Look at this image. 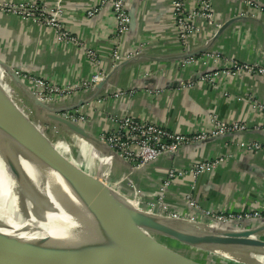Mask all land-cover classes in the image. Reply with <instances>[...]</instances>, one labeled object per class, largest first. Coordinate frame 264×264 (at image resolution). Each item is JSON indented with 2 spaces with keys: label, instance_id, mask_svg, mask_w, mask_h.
<instances>
[{
  "label": "crops",
  "instance_id": "1",
  "mask_svg": "<svg viewBox=\"0 0 264 264\" xmlns=\"http://www.w3.org/2000/svg\"><path fill=\"white\" fill-rule=\"evenodd\" d=\"M98 1L64 0L63 23L97 55L101 62L100 70L108 72L112 64L111 51L115 48V23L110 10L104 8L93 20L86 17V10ZM170 1L138 2L137 28L133 30V36L126 34L120 41V51L126 52L140 44H144V51L124 60L115 72L114 84L105 88L106 94H111L114 88L124 91L133 89V93L114 98L106 96L101 90L96 101L86 103L80 109L89 121L85 126L99 136L110 126L107 115L112 113H127L143 120L155 121L180 133L207 128L213 117L244 122L247 130L243 133L220 136L198 147L181 148L173 159L162 156L145 169L131 173L130 178L143 191L155 192L165 176L166 168L188 167L199 160L223 157L225 161L213 171L204 172L194 180L188 176L173 181L164 196L170 209L182 214L195 212L184 202L183 196L188 193L192 194L200 209L211 212L260 209L264 206V153L243 150L239 143H264V113L255 110L249 99L251 97L264 103V76L244 74L230 77L221 74L214 78V84L211 85L199 78L198 71L203 67L213 70L215 65L224 67L229 59L264 65V0H251L253 4L250 5L246 3L250 0H210L213 23L204 20L195 22L201 33L185 43L177 40L171 24ZM194 1L184 0L186 8L194 7ZM233 18L237 19L228 25L216 41L212 44L207 42L216 23L224 24ZM188 44L193 52L205 47L217 50L221 58L217 64L207 58L200 59L199 64L181 67L180 62ZM0 54L6 62L21 66L25 72L64 85L87 79L99 70L82 50L74 45H61L54 40L50 28L22 21L11 14L0 13ZM187 80L192 84L182 87V81ZM225 93L233 97L230 99ZM83 143L87 144L82 140L80 144L83 146ZM85 157L91 158L88 155ZM77 164L79 169L90 174L101 173L98 161H93L91 167L76 161ZM124 171L126 166L117 161L113 166L112 177L122 176ZM112 182L117 181H107Z\"/></svg>",
  "mask_w": 264,
  "mask_h": 264
},
{
  "label": "water",
  "instance_id": "2",
  "mask_svg": "<svg viewBox=\"0 0 264 264\" xmlns=\"http://www.w3.org/2000/svg\"><path fill=\"white\" fill-rule=\"evenodd\" d=\"M139 1L140 0H126L128 15L130 18L129 31L127 34L130 36H133V30L137 28V10ZM235 19L237 18L230 19L224 24H221L211 38V44L218 39L220 34L228 27V25L235 21ZM206 50L207 48L205 47V49H202L199 52L196 51L190 54H185L183 59L197 56L198 54H204ZM122 64L123 63H120L114 67L106 78L95 87L63 100L47 102L37 98L30 88L27 89L28 85L18 77L16 71L23 70L21 66L16 65L15 63L6 62L5 60L3 61L0 58V65H2L3 70L10 79L8 86L14 84V86L17 87L16 90L21 92V96L23 94L26 96L25 98L28 99L25 103H29L36 113L43 114V117L46 120L45 122H50L52 126L49 128L54 132H57L58 136L64 140H66L67 137L71 140H78L77 145H79L82 152L85 151V153H82V160L77 161L78 163L91 167L93 161H98L100 163L101 173L107 179L118 182L128 181L134 188L139 189L130 178L131 173L140 169H145L148 164L155 162L162 158V156L158 157L156 160L148 162L140 168H135L121 158L106 143H104L99 136L92 133L91 130L85 126L87 122H89L88 120L82 124H77L61 115L66 111L82 108L84 104L95 100L101 90H103V94H106L105 88H107L109 84H114L115 72L119 70ZM88 93L93 94L87 97L86 95ZM7 97L5 91L0 89V100L5 101ZM8 102L12 107L16 105L10 100V98L8 99ZM27 116V114H24L21 111L20 107L18 111H13L5 106H0V143L19 153H28L29 150H32L33 153H37L30 173L32 192L37 203H39L45 214L48 216L56 215L59 217L54 218L49 216L52 219L53 224L61 231V234L66 239L68 247L65 249V247L61 246L36 243L29 241L28 239H22L0 232V250L3 252V255H0V264H140L112 252L103 245L102 242H94L83 238L75 230L72 221L70 222L71 219H65L63 214L60 213L62 211L67 217H69L53 196L52 191L46 187L44 172H47L51 168L57 171L63 178L71 182L94 187L100 190L105 197H107L112 207L113 220L116 221H113L112 223H115V229L121 237V241L123 240L125 246L127 243V246L134 251H144L146 254L150 255L154 258L153 260L158 262L155 264L197 263H195L194 260L169 249L166 244L161 243V241L157 240L155 236L151 237V233L160 235L161 237L166 236L165 238L178 240L180 243L199 249L216 250L217 252L223 250H249L252 252V249H264V240H254L252 238L254 235L264 232V222L256 226L248 225L244 227H236L234 224L223 225L215 223L210 224L212 225L210 228L203 223H198L201 224L199 226L205 233H214L225 238V240L218 242H201L195 238L181 234L180 230L175 229L168 224L169 221H177L193 225L197 224L196 222H191L184 218L156 215L140 209H134L126 204L116 201L112 190L102 181L90 176L84 171H81L78 164L72 165L69 161L61 157L57 153L55 145L42 133V131H40L41 129L37 125L34 127L32 123L27 121ZM71 136L75 138L72 139ZM212 139L215 138L207 139L188 146L198 147ZM82 140L87 144L83 143L82 146V144H80L82 143ZM179 152L180 150L176 153L164 154L163 156H168L173 159L179 154ZM86 155L91 158L87 159L85 157ZM117 161L126 166V172L124 171L125 173L122 176L112 177L113 166ZM9 171L14 174L12 167H9ZM120 193L126 197H132L121 191ZM217 224H220L219 228ZM138 225H142V233L134 231L133 228ZM111 228L113 229V227ZM122 234L124 239L122 238Z\"/></svg>",
  "mask_w": 264,
  "mask_h": 264
},
{
  "label": "built area",
  "instance_id": "3",
  "mask_svg": "<svg viewBox=\"0 0 264 264\" xmlns=\"http://www.w3.org/2000/svg\"><path fill=\"white\" fill-rule=\"evenodd\" d=\"M64 0H55L54 3L46 2L45 0H13L5 1L0 0V13L11 14L17 16L22 21H30L33 24L50 28L53 32L54 40L61 45H74L76 48L83 51L85 56L96 65L99 69L94 75L87 79H83L79 82H75L72 85L59 84L56 81L33 74L31 72H25L17 70L16 74L22 79L32 93L36 94L39 99L47 102H55L74 96L85 90H89L100 83L106 76L124 60L140 55L144 50V44H140L133 48H129L126 52L120 51V41L125 37L129 31L130 18L128 15V6L126 0H99L95 6H90L86 10V17L93 20L98 16L99 12L104 8L109 9L112 19L115 23L113 30L115 48L111 51V66L109 71L103 72L100 70V59L97 55L87 48L80 38L73 35L63 23ZM253 1L246 2L248 5L253 4ZM196 5L191 8H186L184 0H171L169 4V18L173 29L176 31L177 40L179 42H188L190 38L198 36L201 33L195 22L198 20H204L208 23H213V7L210 0H195ZM139 7V5H138ZM255 16V15H254ZM216 30L211 31V35L208 37L207 42L211 41V38L216 33L217 29L221 26V23H216ZM193 49V48H192ZM206 51L203 56H191L185 59H181L180 66L185 67L188 64L201 62L209 58L214 63H218L221 58V53L217 50ZM185 54H190L191 46H185ZM200 61V62H199ZM227 64L224 67L215 65L213 70H205V67L201 68L199 72V78L202 81H206L211 85L214 84V78L224 74L228 76L237 75H261L264 76V65L246 64L241 63L236 59L226 60ZM202 67V66H201ZM147 75V72H146ZM182 87L192 84L190 80L182 81ZM155 90V89H154ZM150 91H153L150 90ZM133 93L131 90H121L114 88L111 96L114 98H120L122 96L130 95ZM151 93V92H150ZM230 99L233 97L225 93ZM251 105L255 110L264 113V103L258 102L253 98H249ZM98 100V99H97ZM96 101V100H95ZM101 102V100H98ZM81 108L66 111L61 115L65 118L73 121L77 124H82L87 121V116L82 114ZM107 120L110 124L108 129L104 130L100 135V139L106 143L113 151H115L121 158L127 161L135 168H140L156 160L158 157L164 154L176 153L181 148L186 147L197 142H201L207 139L225 136L228 134H239L247 130L244 122L238 121H225L213 117L210 119L209 127H202L199 130H195L191 133H180L170 130L163 124L155 121L143 120L127 113L121 114H108ZM239 146L243 150H250L252 152H263L264 143L259 141H241ZM225 160L223 157H217L209 160H199L191 163L188 167L170 166L165 169V176L161 179L160 184L156 190V196L161 200L160 206L167 210L168 204L164 200V196L167 193L168 188L173 181L191 177L193 180L204 172L213 171L216 166L223 163ZM185 204L190 210L198 212L201 217L209 218L211 222L220 223L223 225H233L236 227L244 226H256L264 222V206L260 209H247L240 212L229 211H209L200 209L196 204L192 194L188 193L183 196ZM191 213H195L190 211ZM197 214V213H196ZM181 215L188 216L186 214L175 212L172 217L184 218Z\"/></svg>",
  "mask_w": 264,
  "mask_h": 264
},
{
  "label": "bare ground",
  "instance_id": "4",
  "mask_svg": "<svg viewBox=\"0 0 264 264\" xmlns=\"http://www.w3.org/2000/svg\"><path fill=\"white\" fill-rule=\"evenodd\" d=\"M0 79L2 80L0 89H3L7 96L8 91L13 89L16 90L17 87H15L14 84L8 86L10 79L3 70L2 65H0ZM7 98L9 99V97ZM7 98L5 101L0 100V106H5L8 109L13 110ZM0 153V232L22 239H28L29 241L36 243L61 246L67 249L68 244L66 239L61 234V231L56 228L50 218L59 217L56 215H49V217L45 214L39 203H37V200L32 192L30 173L37 153H33L32 150H29L28 153H19L1 143ZM68 155V159H70L71 154L69 153ZM74 157L76 158V156ZM73 159L71 158V160ZM70 163L72 165L76 164L72 163V161ZM9 167H12L14 174L9 171ZM80 170L87 173L85 170ZM90 173L87 174L102 181V173H92V175ZM44 180L47 185L46 187L52 191L53 196L70 218L67 217L58 207L61 211L60 213L63 214L65 219H71L70 222L72 221L75 230L83 238L94 242H102L103 245H105L112 252L123 256L128 260L136 261L140 264L158 263L144 251H134L132 248L127 246V243L125 246L123 240L121 241V237L115 229V223H112L114 221L112 207L107 197H105L100 190L94 187H88L71 182L63 178L52 168L47 172H44ZM119 184L120 183L117 181L112 184L106 182L105 185L112 190L116 201L126 204L134 209H139L141 204V194L133 197H126L117 189L116 186ZM26 218L29 219L26 220ZM168 224L173 228L180 230L181 234L195 238L201 242H218L225 240V238L214 233H205L204 231L187 224L177 223L175 221H169ZM111 227H113V229ZM141 228L142 225H138L133 229L137 233H142L143 231ZM23 229H27L26 232H24ZM256 236H258V234L254 235V238H252L255 239ZM173 241L177 244L180 243L178 240ZM190 247L201 251L203 250L193 246ZM209 251V253H212L213 255L218 254L216 250ZM251 251V256L258 259L256 261L258 262L257 264H264V249H252ZM227 252L229 253L226 256L243 258L237 252ZM248 252L250 251L248 250ZM0 255H3L1 250Z\"/></svg>",
  "mask_w": 264,
  "mask_h": 264
},
{
  "label": "rangeland",
  "instance_id": "5",
  "mask_svg": "<svg viewBox=\"0 0 264 264\" xmlns=\"http://www.w3.org/2000/svg\"><path fill=\"white\" fill-rule=\"evenodd\" d=\"M252 16H254V14H252ZM257 17L258 16H255V18H257ZM0 58H1V60L4 61V58L2 56H0ZM1 83H2V80L0 79V85H1ZM25 84H27V83H25ZM27 89H29V86H27ZM34 95L38 98V96L36 94H34ZM8 97L10 98V100H12L16 104L15 105L16 108L12 107L13 111H18L19 107H20L21 111L24 114L28 115L27 121L32 123L34 125V127H36V125H37L41 129L40 131H42V133L55 145L56 151L61 157H63L65 160H67L69 162L72 161V163H76V161L82 160L81 159L82 153H85V151H83V152L81 151L79 145H77V141L71 140L69 137H67L66 140H64L60 136H58L57 132H54L53 130H51L49 128V127H52L50 122L46 123L45 122L46 120L44 119L43 114L36 113V111L31 108V105H29V103H27V102L25 103V101L28 99L25 98L26 96H24L23 94L21 96V92L19 90L16 91L13 89V90L8 91ZM69 153L71 154V158L72 159L74 158L73 160H71V158L68 159ZM74 156H76V158ZM85 167H87V166H85ZM96 171H99V170H96ZM87 173H89V172H87ZM101 177H102V179H101L102 182H104L106 184L108 179L104 175H102ZM112 183H114V182H112ZM119 183L120 184L118 185V187L116 185L115 186L118 188L119 191L125 193L126 195H130L133 197V196L141 194L140 195L141 204H140V208H139L140 210L145 211V212H149V213L153 212L156 215H165V216L173 215L175 213V211H172L170 209V207H167V210H165L163 207L160 206V204H158V203H160L161 200L156 196V194H155L156 191L155 192H148V191H143L140 188L139 189L134 188L127 181H121ZM113 186H114V184H113ZM185 214L188 216L181 215V217H184V219H186L188 221L196 222L197 224H195V225L189 224V223H183V224L190 225L194 228L200 229L201 231H203L202 228L199 226L201 224H198V223H203L204 225H207L209 228L212 227V225H210V224H215V222L209 223V221H210L209 218H206L204 216L201 217L200 215H198L196 213L187 212ZM27 219H29V218H26V220ZM175 222H177V221H175ZM177 223H181V222H177ZM217 226L219 228L220 224H217ZM15 228H16V226H15ZM26 230L27 229H23L24 232H26ZM151 234H152L151 237L155 236L157 240L161 241V243L166 244L169 247V249H172V250L180 253L182 256H186L187 258L194 260L195 263H197V264H257L258 263V262H256L258 259L253 258L251 256V252H248V250H238V251L233 250L234 252H237L240 256H242L243 258H239L236 256H226L229 253V252H227L228 250L218 251V254L213 255L212 253H209L210 252L209 250H202L201 251V250L193 249L189 245H186V244L182 245L183 243L177 244L173 240H171L169 238H165L166 236L161 237L160 235H155L154 233H151ZM254 240H264V233L258 234V236H256ZM246 254H249V255H246Z\"/></svg>",
  "mask_w": 264,
  "mask_h": 264
}]
</instances>
